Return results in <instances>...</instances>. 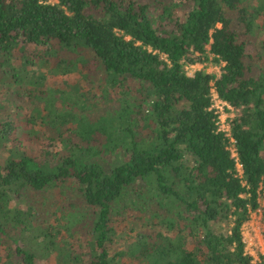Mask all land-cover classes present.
I'll return each mask as SVG.
<instances>
[{"label":"trees","instance_id":"1","mask_svg":"<svg viewBox=\"0 0 264 264\" xmlns=\"http://www.w3.org/2000/svg\"><path fill=\"white\" fill-rule=\"evenodd\" d=\"M261 29L264 0H0V264H251L241 226L264 187ZM209 54L218 76L186 73ZM49 73L79 79L46 88ZM211 87L240 109L242 177ZM55 190L76 198L68 211H51ZM124 211L142 224L111 256Z\"/></svg>","mask_w":264,"mask_h":264},{"label":"rangeland","instance_id":"2","mask_svg":"<svg viewBox=\"0 0 264 264\" xmlns=\"http://www.w3.org/2000/svg\"><path fill=\"white\" fill-rule=\"evenodd\" d=\"M155 13V12H154ZM153 13V14H154ZM158 13V12H157ZM155 13V15L157 14ZM178 16L180 18L183 17V13L179 12ZM264 33V29L260 30V34ZM253 40L256 43H253L254 46L258 44V42L253 38ZM251 48V45L249 46ZM209 60H206L205 62L202 63H195V64H186L185 65V70L186 73L190 76L194 74L195 71L204 69L207 73L214 74L215 76L220 74V67L221 63H214L212 61V55L209 54ZM79 75L77 73H72L69 75H54V74H47L45 78V87H51V88H60V87H65L68 84H74L76 81H78ZM130 87L134 89L136 87V84L134 82H129ZM1 90V89H0ZM97 87L93 88L92 92H96ZM2 92L0 91V95ZM24 108L26 109V105L24 104ZM6 158V154L2 153L0 151V165H4V160ZM115 163V162H114ZM48 204H51V211H55L58 206H61L63 210L68 211L70 208V201L74 202L76 201V198L72 196V194H69V196H66V198L63 200L61 196L58 195L57 190L52 193H48ZM29 195H25L24 197L21 198L20 201L17 203L13 202L12 204H16L21 208H26V202L29 200ZM258 200H259V209L260 213H257L254 216L255 221H257V224L260 225L261 233L264 234V187L259 190V195H258ZM63 202V204H62ZM257 208V209H258ZM86 210V209H85ZM260 216V220L259 217ZM45 219V215L42 214L39 216L38 220L41 222ZM142 222L136 217L135 218V213L132 211H124L122 215H115L114 216V222L112 221V225L117 231V236L114 240V242L109 246V252L110 255H114L118 251L125 250V243L127 241V238L130 236V234L133 232L134 229L139 228ZM262 225V226H261ZM71 233V234H70ZM63 237V239H66L67 241L64 242L65 245H67L71 250L73 251H78V252H86L89 243L87 241V237L84 234H79L76 231L71 230V232H68L66 230H63V236L60 234V238ZM254 251V257L253 261L251 264H264V254L260 253V248L259 247H253ZM5 253L2 249H0V256H4ZM43 264H53L52 259H41ZM117 264H136V263H130V262H125L124 258H118V263Z\"/></svg>","mask_w":264,"mask_h":264},{"label":"built area","instance_id":"3","mask_svg":"<svg viewBox=\"0 0 264 264\" xmlns=\"http://www.w3.org/2000/svg\"><path fill=\"white\" fill-rule=\"evenodd\" d=\"M209 110L213 111L215 117V125L217 131L221 132L227 140V149L230 157L234 160L238 175L242 177V165L239 161L236 140L231 133V121L234 117L240 115V109L231 106L227 101L221 99L215 88L210 90V106ZM260 213V209L250 211V216L241 226L242 241L245 243V253L254 257L253 247H259L260 253L264 254V234L261 233L260 225L255 221L254 216ZM260 220V216L258 217ZM262 226V225H261Z\"/></svg>","mask_w":264,"mask_h":264},{"label":"crops","instance_id":"4","mask_svg":"<svg viewBox=\"0 0 264 264\" xmlns=\"http://www.w3.org/2000/svg\"><path fill=\"white\" fill-rule=\"evenodd\" d=\"M218 76V75H217Z\"/></svg>","mask_w":264,"mask_h":264}]
</instances>
